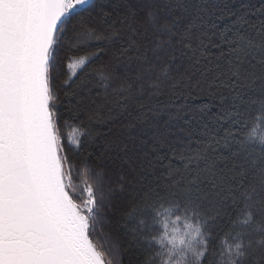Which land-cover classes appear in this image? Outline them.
Masks as SVG:
<instances>
[{
  "label": "snow or ice",
  "instance_id": "snow-or-ice-1",
  "mask_svg": "<svg viewBox=\"0 0 264 264\" xmlns=\"http://www.w3.org/2000/svg\"><path fill=\"white\" fill-rule=\"evenodd\" d=\"M122 6L0 0V264H122L96 242L101 210L122 213L141 264H264V20L238 18L209 57L200 16ZM196 75L224 90V123L170 132L152 101ZM133 114L135 163L114 179L89 149Z\"/></svg>",
  "mask_w": 264,
  "mask_h": 264
},
{
  "label": "trees",
  "instance_id": "trees-1",
  "mask_svg": "<svg viewBox=\"0 0 264 264\" xmlns=\"http://www.w3.org/2000/svg\"><path fill=\"white\" fill-rule=\"evenodd\" d=\"M100 2L107 5L109 10L115 9L116 14L123 18L129 11L136 9L122 5H137L140 0H100ZM169 2L174 5L173 12L183 13L187 17L200 16L202 18L203 23L198 22V32L206 34L208 37L204 43L209 46L207 52L209 57H212L213 54L219 55L216 49L222 36L231 37L241 27V23L237 22L238 18L243 17L249 24H258L264 20V0H169ZM178 4H182L184 7H175ZM100 67L102 65L98 62L92 64L87 71L94 72ZM76 71L79 72L80 69ZM68 75L71 76L70 70ZM62 81L63 76H60L58 86ZM179 87V91L165 89L160 99L152 101V107L158 110L156 118L161 125L166 121L174 120L176 123L168 131L176 134L182 132L184 135L200 133L206 124L210 128H219L223 125V121L213 123L214 118L219 116L221 111L220 93L224 91L223 89L217 88L211 79H205L199 75L186 76ZM144 103H148V101H144ZM134 117L135 114L124 117L115 116L116 122L110 125L112 131L107 138L98 141L89 149L94 152L97 162L108 164L113 169L114 179L125 161L127 162V167H124L125 172L135 163L134 158L139 144L141 126L139 124L136 127L130 126L129 122ZM261 130L257 127L258 134ZM65 131L68 132L70 129L66 128ZM117 137L124 142L120 147H124L126 144L129 150L127 156H124L122 152H119V148H115L111 144ZM113 150L124 157L123 161L112 155ZM117 221L123 222L122 213L101 210V222L97 224L96 242L110 249L114 259L122 261V264H141V249L135 245L131 236L126 234ZM109 237L117 243H110Z\"/></svg>",
  "mask_w": 264,
  "mask_h": 264
}]
</instances>
